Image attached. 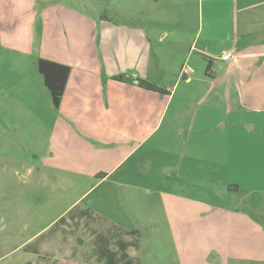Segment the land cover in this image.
I'll return each mask as SVG.
<instances>
[{
	"label": "crops",
	"instance_id": "1",
	"mask_svg": "<svg viewBox=\"0 0 264 264\" xmlns=\"http://www.w3.org/2000/svg\"><path fill=\"white\" fill-rule=\"evenodd\" d=\"M190 1L177 22H160L162 31L148 16L132 25L110 23L57 1L40 11L55 22L50 51L47 30L35 26L39 10L26 13L21 1L0 0V132L30 129L33 139L39 132L48 138V151L35 154L38 173L51 179L45 203H61L65 190L80 192L36 233L61 226L51 238L67 239V256L48 262L39 256L32 264H141V221L154 229L156 214L149 204L139 210L136 196L142 190L150 203L158 187L179 264H264V148L259 156L250 143L246 153L237 150L246 143L242 129L236 133L244 118L206 122L195 106L227 86L239 91L232 113L264 112V0ZM40 58L71 67L59 107L38 69ZM138 77L168 93L139 86ZM156 136L163 164L145 183L129 160L156 149ZM98 185L106 192L100 204L105 199L108 207L73 212ZM117 189L116 197L107 192ZM28 241L14 250L29 252Z\"/></svg>",
	"mask_w": 264,
	"mask_h": 264
},
{
	"label": "rangeland",
	"instance_id": "2",
	"mask_svg": "<svg viewBox=\"0 0 264 264\" xmlns=\"http://www.w3.org/2000/svg\"><path fill=\"white\" fill-rule=\"evenodd\" d=\"M23 6L24 11L29 12L32 8H37L38 17L35 20V26L38 30H47L49 36L45 48L50 51L52 46L50 41L52 32L55 29V22L51 17L43 15L40 16V11L47 5L61 1L64 4L82 7L86 13L90 14L94 19L100 20L102 18L108 19L110 23H124L134 24V22L142 23L144 17L148 16L152 20H157L156 26L160 27V31L164 28L165 22L172 24L177 22L179 13L185 8L191 7L190 0H34L32 7V0H16ZM54 22V23H53ZM164 22V23H160ZM154 23V28L156 27ZM166 40H170L167 38ZM36 53V52H35ZM240 79L236 78V81ZM236 82H233L234 84ZM255 84H258L256 82ZM46 86V85H45ZM196 100V98H194ZM239 91H234L231 87L228 89L224 86L218 94L214 93L204 100L203 104L197 103L195 106L199 110L205 112V121L213 122L217 118L228 119L235 122L239 118H244L241 124L237 123L236 133L240 132L244 136L246 142L245 146L239 145L237 150L246 153L248 146L256 156L263 153L264 148V112L258 113L249 108L231 112V105L239 107ZM207 101V102H206ZM210 101V102H209ZM227 112L229 114L227 115ZM202 115L199 113V118ZM247 121V122H245ZM246 123L253 126L252 131H246L249 127ZM243 125V126H242ZM165 126V125H164ZM242 126V127H241ZM0 129L2 126L0 125ZM164 127L158 135L163 133ZM43 131V129H42ZM42 132L38 133V137L33 139L34 134L30 129L25 133L16 134L15 132L3 135L0 132V264H24L28 261L32 264L39 260V256H44L41 260L48 262L49 260L59 257L63 260V256H67V239H63L60 235L55 239L51 238L55 232L59 231L58 225L53 227L50 231L43 234H36L49 223L51 216L58 213V209L66 207V201H72L80 192L78 191H64L61 196V203L48 204L45 203V196L49 192L51 179L46 177V173H38L39 158L42 157L44 151H48V138L44 135L40 136ZM157 135V136H158ZM157 136L153 139L156 143V149H143L135 156L134 159L129 160L128 166H133L134 176H138L142 182H149L150 177L155 172L159 164L164 158L163 144L158 143ZM13 138V139H11ZM236 143L242 140L235 139ZM36 154V156H35ZM244 157L239 158L242 160ZM31 166L36 167L35 170L29 171ZM159 169V168H158ZM49 176V175H48ZM127 176H131L127 174ZM158 180V178H157ZM159 182V181H157ZM48 185V186H47ZM104 185L94 186L91 192L82 200L81 203L75 205L73 212H78L81 209L92 207L90 213L106 209L108 207L105 199L101 201ZM162 187L156 188L150 195V203L142 190H138L137 208L147 211L149 204L150 213L154 208L156 214V224L154 229L148 226V220L141 221V225L145 228L139 238V252L141 257V264H179L177 261V250L172 244L171 235L167 230L164 220L163 209L161 206V198L159 190ZM63 189L59 190L62 192ZM114 191L115 197L120 192L117 190H107V192ZM106 193V192H105ZM45 198V199H44ZM116 199V198H115ZM154 199V205L151 200ZM221 196L220 200L222 201ZM224 202V200H223ZM103 204V205H102ZM51 206L56 207L52 211L48 210ZM114 206V205H113ZM115 207V206H114ZM56 211V212H55ZM55 212V213H54ZM151 223V221H150ZM85 238V237H84ZM88 238V237H86ZM29 239L28 250L18 248L14 250L20 243ZM65 243H64V241ZM88 250H90L89 243ZM38 249L39 252L34 250ZM55 254V256H53ZM82 254L79 253V256ZM66 260L68 258H65ZM83 259V258H82ZM71 261V259H69Z\"/></svg>",
	"mask_w": 264,
	"mask_h": 264
},
{
	"label": "trees",
	"instance_id": "3",
	"mask_svg": "<svg viewBox=\"0 0 264 264\" xmlns=\"http://www.w3.org/2000/svg\"><path fill=\"white\" fill-rule=\"evenodd\" d=\"M208 63H207V71L211 68V60L205 56ZM38 69L40 73L43 76L44 83L48 90L50 91L53 104L55 107H59L61 104V100L63 98L65 88L67 85V81L71 72V67L69 65L46 59V58H40L37 62ZM115 78L123 81H130L133 82V77H128L124 75L115 76ZM137 82L139 86L155 91L161 94H166L168 91L159 86L158 84L144 78H137ZM123 255L127 257V253L125 252L126 247H123ZM131 264V263H130Z\"/></svg>",
	"mask_w": 264,
	"mask_h": 264
}]
</instances>
